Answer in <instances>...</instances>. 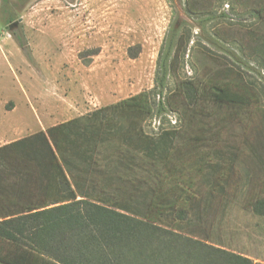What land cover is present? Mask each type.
I'll use <instances>...</instances> for the list:
<instances>
[{
	"label": "trees",
	"instance_id": "16d2710c",
	"mask_svg": "<svg viewBox=\"0 0 264 264\" xmlns=\"http://www.w3.org/2000/svg\"><path fill=\"white\" fill-rule=\"evenodd\" d=\"M256 12L264 18V7ZM180 31L167 34L152 93L0 147V264H264L156 223L164 172L224 194L240 152L264 166V146L243 139L247 109L260 103L249 90L209 77L168 95ZM168 104L182 126L147 134ZM253 209L264 217V197Z\"/></svg>",
	"mask_w": 264,
	"mask_h": 264
},
{
	"label": "rangeland",
	"instance_id": "374dc122",
	"mask_svg": "<svg viewBox=\"0 0 264 264\" xmlns=\"http://www.w3.org/2000/svg\"><path fill=\"white\" fill-rule=\"evenodd\" d=\"M261 6L264 0H0V147L152 93L165 39L178 25L184 45L168 95L186 81L209 77L249 90L260 103L252 106L255 123L243 139L263 150ZM167 106V115L146 121L147 134L182 126ZM262 197L264 171L247 154L238 159L224 194L164 172L155 196L156 223L264 263V217L253 209ZM179 210L188 211L187 220H177ZM148 221L154 223L152 214Z\"/></svg>",
	"mask_w": 264,
	"mask_h": 264
},
{
	"label": "crops",
	"instance_id": "0c3cea01",
	"mask_svg": "<svg viewBox=\"0 0 264 264\" xmlns=\"http://www.w3.org/2000/svg\"><path fill=\"white\" fill-rule=\"evenodd\" d=\"M251 109H253V108H252V107H249V108L247 109V114H249V116H248V126H250L251 124L255 123V120H252V115L250 116V114H251V113H254L256 110L254 109V110H252V111H254V112H252ZM249 139H250V138L248 137V140H247V141H249ZM263 153H264V151H263ZM246 154L252 159L254 165H257L256 161L254 160L253 156L249 153V151L247 152V151H244V150H243L242 152H240L238 159H239L242 155H246ZM258 166H259V165H258ZM260 168H261V171H264V166H262V167H260ZM256 262H258V261H256ZM259 263H261V262H259Z\"/></svg>",
	"mask_w": 264,
	"mask_h": 264
},
{
	"label": "water",
	"instance_id": "95a60500",
	"mask_svg": "<svg viewBox=\"0 0 264 264\" xmlns=\"http://www.w3.org/2000/svg\"><path fill=\"white\" fill-rule=\"evenodd\" d=\"M19 25V22H15L13 25L9 27V29L12 31L15 27Z\"/></svg>",
	"mask_w": 264,
	"mask_h": 264
}]
</instances>
